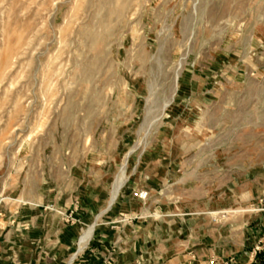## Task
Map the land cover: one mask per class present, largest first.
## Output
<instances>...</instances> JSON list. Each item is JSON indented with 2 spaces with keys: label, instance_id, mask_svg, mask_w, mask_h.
Masks as SVG:
<instances>
[{
  "label": "rangeland",
  "instance_id": "1",
  "mask_svg": "<svg viewBox=\"0 0 264 264\" xmlns=\"http://www.w3.org/2000/svg\"><path fill=\"white\" fill-rule=\"evenodd\" d=\"M262 104L264 0H0V264L258 257Z\"/></svg>",
  "mask_w": 264,
  "mask_h": 264
},
{
  "label": "crops",
  "instance_id": "2",
  "mask_svg": "<svg viewBox=\"0 0 264 264\" xmlns=\"http://www.w3.org/2000/svg\"><path fill=\"white\" fill-rule=\"evenodd\" d=\"M262 107H261V109L259 110V111H257V113H256V115L254 114V111H252V112H250V113H248V111L246 112V122H247V124H250L251 126H254V115H255V117H256V124H257V126H259V125H261L263 128H264V104H262L261 105ZM13 235H24V233H22V234H18V233H13ZM29 235V234H28ZM84 235V239H87L83 244H79L78 243V250L80 251V250H83L84 249V247L86 246V244L88 243V240H89V236L90 235H88V233H85V234H83ZM81 237V236H80ZM80 239V238H79ZM264 246V245H263ZM264 250V249H263ZM91 252H92V250L91 249H87L86 251H85V256H84V258L86 257H88V256H90V254H91ZM60 253H61V251H60ZM59 253V254H60ZM258 257H253V255L252 254H249V252H245V253H243L242 255H239L238 253L235 255L236 256V262H237V264H238V262H240L239 264H259L257 261H259V260H261L260 259V256L261 257H264V252H262V253H257L256 254ZM253 258H255L254 260H253ZM264 259V258H263ZM38 261H39V259H38ZM245 261V262H244ZM264 261V260H263ZM243 262V263H242Z\"/></svg>",
  "mask_w": 264,
  "mask_h": 264
}]
</instances>
